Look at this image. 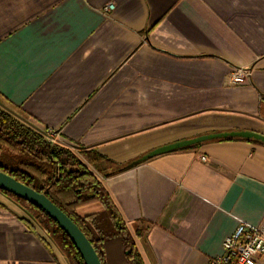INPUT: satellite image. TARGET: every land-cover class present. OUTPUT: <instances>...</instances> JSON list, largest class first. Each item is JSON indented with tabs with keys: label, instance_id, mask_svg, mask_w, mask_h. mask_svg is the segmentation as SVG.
Masks as SVG:
<instances>
[{
	"label": "crops",
	"instance_id": "0c3cea01",
	"mask_svg": "<svg viewBox=\"0 0 264 264\" xmlns=\"http://www.w3.org/2000/svg\"><path fill=\"white\" fill-rule=\"evenodd\" d=\"M0 108L123 165L102 178L142 264H207L264 225V141L225 135H264V0H0ZM21 216L0 198V264H69Z\"/></svg>",
	"mask_w": 264,
	"mask_h": 264
},
{
	"label": "trees",
	"instance_id": "16d2710c",
	"mask_svg": "<svg viewBox=\"0 0 264 264\" xmlns=\"http://www.w3.org/2000/svg\"><path fill=\"white\" fill-rule=\"evenodd\" d=\"M123 169L96 149L73 150L53 142L0 108V170L46 194L86 234L102 264H142L135 235L102 178ZM0 191L25 209L27 215L21 219L39 236L40 229L44 232L41 238L48 247L56 246L69 264H85L69 235L42 208ZM94 203L102 204L103 209L87 215L78 212Z\"/></svg>",
	"mask_w": 264,
	"mask_h": 264
},
{
	"label": "water",
	"instance_id": "95a60500",
	"mask_svg": "<svg viewBox=\"0 0 264 264\" xmlns=\"http://www.w3.org/2000/svg\"><path fill=\"white\" fill-rule=\"evenodd\" d=\"M227 134L233 136L252 137L264 141V135L256 132L240 131L225 133V135ZM215 136L218 135H205L159 147L142 159L135 161L133 164H136L150 156L199 143ZM0 189L11 192L42 208L69 235V237L79 250L81 256L83 257L85 264H102L97 251L95 250L86 234L61 208H59L50 198H48L46 194L36 191L32 187L22 183L21 181L17 180L13 176L2 170H0Z\"/></svg>",
	"mask_w": 264,
	"mask_h": 264
},
{
	"label": "built area",
	"instance_id": "2783aa9c",
	"mask_svg": "<svg viewBox=\"0 0 264 264\" xmlns=\"http://www.w3.org/2000/svg\"><path fill=\"white\" fill-rule=\"evenodd\" d=\"M109 8L111 5L106 7ZM246 77L244 69H235L234 82L245 83ZM207 264H264V225L240 223L236 230L224 239L222 253L211 257Z\"/></svg>",
	"mask_w": 264,
	"mask_h": 264
},
{
	"label": "rangeland",
	"instance_id": "374dc122",
	"mask_svg": "<svg viewBox=\"0 0 264 264\" xmlns=\"http://www.w3.org/2000/svg\"><path fill=\"white\" fill-rule=\"evenodd\" d=\"M0 198H2L3 200H5L13 209H15L16 211H18L22 215H25V216L27 215V213L25 212V209H23L17 202H15L13 199H11L10 197H8L5 194H3L1 191H0ZM97 204L101 205V207L103 209L102 204H100V203H97ZM40 231H42V230L40 229ZM65 259L66 258L64 257L63 258V261H66ZM63 264H64V262H63ZM65 264H67V263H65Z\"/></svg>",
	"mask_w": 264,
	"mask_h": 264
}]
</instances>
